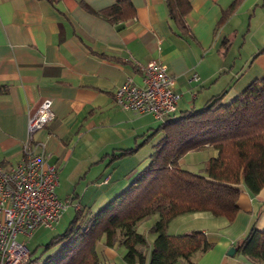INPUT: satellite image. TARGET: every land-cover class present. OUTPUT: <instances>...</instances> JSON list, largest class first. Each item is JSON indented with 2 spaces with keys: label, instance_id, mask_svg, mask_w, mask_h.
<instances>
[{
  "label": "crops",
  "instance_id": "crops-1",
  "mask_svg": "<svg viewBox=\"0 0 264 264\" xmlns=\"http://www.w3.org/2000/svg\"><path fill=\"white\" fill-rule=\"evenodd\" d=\"M120 1H127L120 18L103 14ZM189 1L184 16L189 33L184 34L164 0H0V164L9 167L21 157L28 119L50 98L54 116L34 137L57 168L55 193L69 201L63 211L96 209L144 167L152 148L139 151L160 123L150 113L122 108L113 97L127 77L142 83L134 64H166L180 92L172 115L199 108L221 91L223 100H230L263 77L264 0H242L220 24L222 11L234 0ZM125 148L134 151L112 158ZM216 153L206 144L184 153L179 164H203ZM239 187L232 219L197 210L169 220V233L198 229L212 242L194 264H264L235 246L250 227L264 228V184L257 192ZM63 211L51 227L39 226L29 237L41 228H57ZM157 218L153 213L138 224L147 239L144 264L150 261L155 237L150 227ZM17 235L20 241L27 237ZM103 240L97 246L100 264H130L122 245L107 246ZM230 246L233 254L227 253Z\"/></svg>",
  "mask_w": 264,
  "mask_h": 264
},
{
  "label": "trees",
  "instance_id": "trees-1",
  "mask_svg": "<svg viewBox=\"0 0 264 264\" xmlns=\"http://www.w3.org/2000/svg\"><path fill=\"white\" fill-rule=\"evenodd\" d=\"M241 1L234 0L223 10L218 24ZM164 2L177 29L189 33L184 16L191 8L190 1ZM125 4L127 1L114 3L103 9V14L117 20L124 14ZM134 68L141 72L137 64ZM223 92L199 108L169 113L144 138L145 142L160 134L148 162L129 184L97 209L78 207L64 230L44 244L46 248L55 247L53 252L32 257V251H27L17 264H100L97 246L102 237L104 245L124 247L126 262L144 264L147 239L138 224L153 213L158 218L150 227L155 237L149 264H194L212 242L198 229L169 233V220L197 210L232 219L238 209L240 184L252 192L264 184V76L230 100H223ZM206 144L217 153L204 161L203 173L179 164L184 153ZM132 151L134 148H125L112 158ZM235 246L237 252L253 261L264 259V228L250 227Z\"/></svg>",
  "mask_w": 264,
  "mask_h": 264
},
{
  "label": "built area",
  "instance_id": "built-area-1",
  "mask_svg": "<svg viewBox=\"0 0 264 264\" xmlns=\"http://www.w3.org/2000/svg\"><path fill=\"white\" fill-rule=\"evenodd\" d=\"M137 66L142 83L127 77L115 88L113 97L122 108L163 120L176 109L180 97L174 89V76L160 61ZM53 116L52 100L44 98L28 119L21 157L9 167L0 164V264H17L27 252L17 234L29 236L39 226L51 227L69 204L67 198L62 200L55 193L57 168L47 161L44 143L34 137Z\"/></svg>",
  "mask_w": 264,
  "mask_h": 264
},
{
  "label": "rangeland",
  "instance_id": "rangeland-1",
  "mask_svg": "<svg viewBox=\"0 0 264 264\" xmlns=\"http://www.w3.org/2000/svg\"><path fill=\"white\" fill-rule=\"evenodd\" d=\"M236 45H238V43H236ZM155 120H156L157 124L162 121V119H158V118H155ZM159 136H160V134H157L156 136L154 135L152 138H150V140L143 146V148L140 149L139 152L141 153V152L147 150L148 146H151L150 148H152V149H150V150L153 151L154 147L152 146V144L157 141ZM148 152H146V153H148ZM145 160H146V163H147L148 160H149L148 156H147V158ZM196 163L197 164L189 166L186 162L181 161L180 165L182 167L187 168L189 170H192L194 172L203 173L204 172L203 164H201V162H199V163L196 162ZM69 206L72 207V204H70ZM74 213H75V210L72 209V208H70L68 210H65V211H63L60 223L59 222L57 223V225H58L57 228H55L56 225L54 226V229L41 228L37 232H35L32 237H29V236L24 237L23 241H24L25 247L28 249V251H32V257L33 256L43 257V256H46L47 254H49V253H51V252H53L55 250V247L46 248L44 244L50 239V237L52 235L60 233V232H62L64 230V228L68 224L69 220L71 219L70 216H73ZM16 238L18 240H20V237L18 235L16 236ZM36 239H38L41 244L38 243ZM33 250H35V252Z\"/></svg>",
  "mask_w": 264,
  "mask_h": 264
},
{
  "label": "water",
  "instance_id": "water-1",
  "mask_svg": "<svg viewBox=\"0 0 264 264\" xmlns=\"http://www.w3.org/2000/svg\"><path fill=\"white\" fill-rule=\"evenodd\" d=\"M235 251V247L234 246H230L227 250V253L229 254H233V252Z\"/></svg>",
  "mask_w": 264,
  "mask_h": 264
}]
</instances>
